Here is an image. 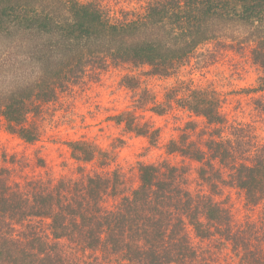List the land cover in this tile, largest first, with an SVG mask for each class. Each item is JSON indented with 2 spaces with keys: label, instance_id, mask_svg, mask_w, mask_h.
<instances>
[{
  "label": "trees",
  "instance_id": "1",
  "mask_svg": "<svg viewBox=\"0 0 264 264\" xmlns=\"http://www.w3.org/2000/svg\"><path fill=\"white\" fill-rule=\"evenodd\" d=\"M223 24L251 28L252 57L263 72L253 90H264V0H152L137 17L118 22L95 0H0V35H32L36 42L29 52L32 82L3 91L0 114L10 133L33 143L39 130L30 115H38L42 103L56 99L86 66L147 65L154 75L170 76L201 44L220 36ZM51 65L57 72L48 71ZM180 92L173 89L152 111L163 115L176 104L210 126L198 142L189 139L196 123H188L186 133L166 147L200 164L197 172L209 193H192L184 168L166 161L138 162V185L131 190L121 187L117 170L21 181L0 165V264H209L190 230L199 240L229 246L237 264H264V228L254 220L235 221L214 198L226 185L243 190L250 206L264 203V137L230 123L215 90ZM113 120L156 143L159 129L135 122L131 113ZM68 145L77 161L100 158L105 164L107 153L98 147Z\"/></svg>",
  "mask_w": 264,
  "mask_h": 264
},
{
  "label": "rangeland",
  "instance_id": "2",
  "mask_svg": "<svg viewBox=\"0 0 264 264\" xmlns=\"http://www.w3.org/2000/svg\"><path fill=\"white\" fill-rule=\"evenodd\" d=\"M95 1L111 20L118 22L137 17L152 0ZM250 32L251 28L246 26L223 24L220 36L201 44L190 60L170 76L154 75L147 65L135 67L125 63L103 69L86 66L79 77L69 80L59 90L56 99L42 103L38 115H30L29 123L39 130L37 141L28 143L10 133L7 121L0 114V165L13 169L12 174L21 181L27 177L54 182L62 177L76 179L83 173L104 175L117 170L119 180H124L121 187L131 190L138 185V162L166 161L184 168V184L192 193H209L197 172L200 164L179 153L169 154L166 147L171 139L186 133L188 123H196L197 128L190 132L189 139L198 142H201L198 134L209 132L210 126L203 117L176 104L163 115L153 112L152 107L165 103L173 89L181 90L182 94L186 87L211 88L216 91L221 112L230 123L264 137V90H253L258 87L263 72L252 57L255 44ZM27 37L17 33L0 35V94L17 84L32 82L35 69L29 55L36 42L32 35ZM52 67L48 71L57 72ZM127 81L136 87L129 88ZM122 112L134 115L135 122L159 129L156 143L152 145L147 137L117 124L113 117ZM70 141H85L103 150L107 153L105 164L100 158L88 163L77 161L68 145ZM214 198L230 210L235 221L254 220L264 228V203L248 205L243 190L220 185V192ZM112 202L106 201V205L110 207ZM190 233L198 250L207 253L209 264H237L229 246H219L214 239L199 240L191 230Z\"/></svg>",
  "mask_w": 264,
  "mask_h": 264
}]
</instances>
